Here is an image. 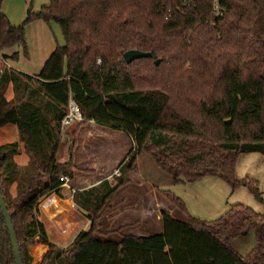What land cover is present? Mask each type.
I'll list each match as a JSON object with an SVG mask.
<instances>
[{"label":"trees","instance_id":"1","mask_svg":"<svg viewBox=\"0 0 264 264\" xmlns=\"http://www.w3.org/2000/svg\"><path fill=\"white\" fill-rule=\"evenodd\" d=\"M3 1L0 128L16 125L20 140L0 144V186L23 264L32 261L28 245L48 246L40 264H264V213L241 203L216 220H202L181 197L160 188L187 218L164 210L162 232L152 235L101 231L102 217L130 183L143 151L174 183L215 176L233 189L247 187L264 205L258 183L236 175L241 155L264 156V0H49L38 11L30 7L20 26L2 12ZM34 20L56 22L65 43L30 75L7 66L19 60L18 52H2L23 46L27 53L25 26ZM129 50L152 56L127 63ZM70 99L82 113L81 126L94 122L123 132L133 147L114 184L106 178L76 191L74 203L88 212L91 226L62 248L48 240L34 211L41 197L60 192L61 177L71 183L78 171L74 153L67 162L57 160ZM21 143L29 163L20 174L15 157ZM13 183L15 197L8 191ZM252 230L256 244L243 256L234 241ZM0 264H16L1 210Z\"/></svg>","mask_w":264,"mask_h":264},{"label":"rangeland","instance_id":"2","mask_svg":"<svg viewBox=\"0 0 264 264\" xmlns=\"http://www.w3.org/2000/svg\"><path fill=\"white\" fill-rule=\"evenodd\" d=\"M49 2V0H4L2 12L12 25L20 26L30 7L34 11H38ZM48 40L57 46H62L65 43L61 28L56 22L46 23L43 20L29 22L25 26L27 53L23 46L14 47L13 50L19 52L20 61H11L10 64L16 68H27L29 71L37 70L38 63L34 59L28 62V53L32 55L33 52L35 57L34 54H37L41 45L46 44ZM6 96L8 99L13 97V88L9 87ZM19 140L20 134L16 125L7 124L0 128L1 145L19 142ZM75 140L76 143L73 145ZM132 143V140L123 132L98 125L89 127L87 124L81 126L80 123H75L62 130L57 160L60 163L67 162L71 153H74L73 162L78 171L70 184L76 188L93 187L108 178L122 163H126L129 159V151L133 147ZM121 145H126L125 150L121 151ZM15 161L19 165L20 174L23 173V169L29 163V156L23 143H21V154L15 157ZM135 165L136 169L128 174L130 183L122 187L120 194L115 198L116 200H113L114 202H111L113 204L106 210V216L101 219L102 232H112L118 229L119 234L131 232L152 235L162 232V223L158 222L155 225V220L148 214L152 203L161 210L169 211L177 218H187L186 214L178 207H175L174 210L171 209L170 201L165 198V194L160 188L170 190L181 197L189 213L202 220H216L236 203L244 204L258 213H264V205L245 186L233 189L226 181L215 176H206L193 183L176 184L173 182V178L156 164L148 151H143L138 156ZM236 175L239 179L248 177L256 181L264 197V156L262 154L241 155L236 165ZM120 176L121 174L115 178ZM115 181V179L111 180L113 184ZM8 191L12 197H15L17 183L11 184ZM122 203H124V208ZM121 208H123V212ZM115 213H119L120 216L119 220H115L113 223L114 220L111 218L116 215ZM62 215L57 217L58 219H48L44 225L50 242L59 247L68 248L82 231L90 228L91 221L88 212L76 204L68 219ZM27 219L26 223L30 217ZM66 224L70 226V233L63 235L61 231L66 228ZM118 233L113 235V238H118ZM21 243L23 246L27 245L23 237ZM255 244L254 230L248 237L238 238L234 241L235 248L243 256L247 255ZM37 246L39 245H28V253L32 257L30 264H37Z\"/></svg>","mask_w":264,"mask_h":264},{"label":"crops","instance_id":"3","mask_svg":"<svg viewBox=\"0 0 264 264\" xmlns=\"http://www.w3.org/2000/svg\"><path fill=\"white\" fill-rule=\"evenodd\" d=\"M56 47H57V45H54V44L50 43V41L48 40L46 42V44H42L41 45V47L39 48L38 53L37 54H34V55H36L35 57L33 56V52H32V55H30L28 53V57H29L28 62L31 61L32 59H34L36 61V63H38L37 70L34 69V71L33 70L32 71H29V70H27V68H16V67H14V66H12L10 64L11 63V60H9V61L6 62L7 63V66L9 68H14L16 70L25 72V73L30 74V75H36V74H38L40 72V70L44 66L45 62L50 57V55L54 52V50L56 49ZM13 49H14V47L13 48H9L7 50H4L3 51V54H6V55H9L10 56L13 53L18 52V51H15ZM18 61H20V55H19V60ZM34 67H36V66H34ZM10 88H12V86H10ZM93 125H97V124L94 123V122H90L88 124L89 127H91ZM125 148H126V145H121V149H122L121 151L125 150ZM71 184H69V186H65L62 189H60V192H56V191L55 192H52V197H55V198H57L59 200V204H58L57 209H55V210L53 209L54 210V213L56 215V217L54 219H56L57 217H61L62 214H63L62 216H65L68 219L69 218V214H71L73 212L74 207H75V203H74V192H76L78 190L86 189V187L85 188H76V187H74ZM176 184H179V183H176ZM88 188H90V187H88ZM121 190H122V188L117 192V194L114 196V198L111 200V202H114L113 200H116L115 198H117V196L120 194V191ZM112 204L113 203H110V206ZM123 204L124 203H122V206L124 208L125 206ZM152 204L153 205H151L150 209H148V214H149V216L152 217V219L155 220V222H156L155 225H157L158 222L161 224V213L164 210L159 209L154 203H152ZM123 208H121V211L122 212H123ZM171 209L174 210L173 208H171ZM104 216H106V215L104 214ZM119 216L120 215L118 213L116 215H113L112 218L111 217L110 218L113 219L114 220L113 223H115V220H119ZM155 216H156V218H155ZM48 219H50V215L42 214L41 220H42L43 223L45 221H48ZM113 223H111V224H113ZM125 225H126V223L124 224V226ZM124 234H132V235H136V236L149 235V234H144V233H131V232H124ZM36 249H37L36 251L38 253L37 264H40L42 262L44 256H45V254L48 251V246H46V245H39V246H37Z\"/></svg>","mask_w":264,"mask_h":264},{"label":"built area","instance_id":"4","mask_svg":"<svg viewBox=\"0 0 264 264\" xmlns=\"http://www.w3.org/2000/svg\"><path fill=\"white\" fill-rule=\"evenodd\" d=\"M217 12L215 15H218L220 13V7L218 3H215ZM98 63H101V59H98ZM83 120L82 113L78 107V105L75 103L74 100L70 99L69 102V108L65 116L63 117L61 121V127L62 129H67L70 126L74 125L75 123H79ZM121 167L116 168V170L108 176L107 179L113 180L116 176L121 174ZM60 180L62 181V185L60 189H62L65 186H69L70 179L68 177H61ZM59 204V200L55 197H52V193H49L43 197H41L36 205L34 216L37 220L41 221L42 214L50 215V219H54L56 217L54 210L57 209ZM54 209V210H53ZM70 233V226L66 224V228L61 231V234L68 235Z\"/></svg>","mask_w":264,"mask_h":264},{"label":"water","instance_id":"5","mask_svg":"<svg viewBox=\"0 0 264 264\" xmlns=\"http://www.w3.org/2000/svg\"><path fill=\"white\" fill-rule=\"evenodd\" d=\"M151 56H152V53L143 52V51H139V50H129L124 55L127 63H131L136 59L146 58V57H151ZM155 63L157 65H159L160 60H156ZM0 210H1V213H2L3 218L5 220V223L7 225V229L9 231V234H10L11 244H12L13 251L15 254L16 264H23L22 256H21V252H20V248H19V243H18V239H17V234L15 231V227H14L10 212L8 210L6 201H5L4 196L2 194L1 186H0Z\"/></svg>","mask_w":264,"mask_h":264}]
</instances>
